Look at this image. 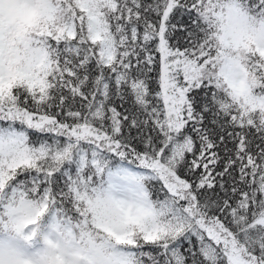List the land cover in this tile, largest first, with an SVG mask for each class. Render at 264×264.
<instances>
[{
  "label": "snow or ice",
  "instance_id": "snow-or-ice-1",
  "mask_svg": "<svg viewBox=\"0 0 264 264\" xmlns=\"http://www.w3.org/2000/svg\"><path fill=\"white\" fill-rule=\"evenodd\" d=\"M0 264H264V0H0Z\"/></svg>",
  "mask_w": 264,
  "mask_h": 264
}]
</instances>
